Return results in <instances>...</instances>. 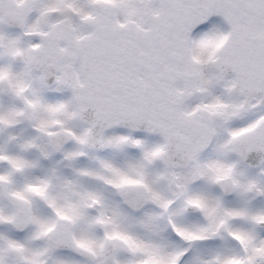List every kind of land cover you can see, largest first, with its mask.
I'll return each instance as SVG.
<instances>
[{
    "label": "snow or ice",
    "instance_id": "6c2138e0",
    "mask_svg": "<svg viewBox=\"0 0 264 264\" xmlns=\"http://www.w3.org/2000/svg\"><path fill=\"white\" fill-rule=\"evenodd\" d=\"M0 264H264V0H0Z\"/></svg>",
    "mask_w": 264,
    "mask_h": 264
}]
</instances>
